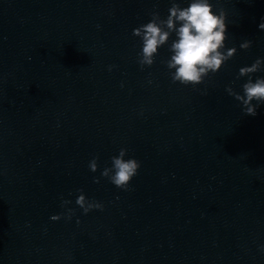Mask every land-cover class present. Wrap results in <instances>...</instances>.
<instances>
[{
	"label": "clouds",
	"instance_id": "1",
	"mask_svg": "<svg viewBox=\"0 0 264 264\" xmlns=\"http://www.w3.org/2000/svg\"><path fill=\"white\" fill-rule=\"evenodd\" d=\"M166 19H162L158 12H153L151 20L133 29V36L142 41V49L138 54V63L143 69L151 67L158 55V49L168 44L170 37L175 33L176 39L169 45L170 58L166 61L173 83L196 87L204 83L205 78L214 75L221 70L224 64L230 60L237 49L235 47L225 50L227 39L226 13L223 10L217 14L210 0H190L187 7H181L177 0H172ZM264 30V18L258 26ZM251 40H245L240 44L244 50L250 49ZM264 58H257L251 66L239 69L237 79L248 77L243 83L242 94L227 87L226 91L239 101L245 115L255 116L257 108L264 104V77L253 80V74L264 70ZM112 66L109 67L111 71ZM123 86V85H121ZM255 101V103H253ZM126 148H121L119 154L111 158V167H105L101 177L107 178L117 188L127 191L130 182L138 174L140 162L135 158L125 159ZM98 157H93L89 162L92 172L98 170ZM94 183H99L100 178L94 177ZM80 193L75 201L83 212L87 214L93 209L103 210V204L90 200L79 189ZM70 200H62V207L70 204ZM73 209H67V218L71 219ZM51 219H61V215H53ZM79 223V221H77ZM264 251V246H261Z\"/></svg>",
	"mask_w": 264,
	"mask_h": 264
}]
</instances>
